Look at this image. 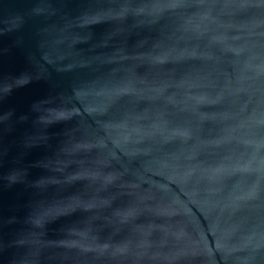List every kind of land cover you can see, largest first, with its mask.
Here are the masks:
<instances>
[{"label":"water","instance_id":"1","mask_svg":"<svg viewBox=\"0 0 264 264\" xmlns=\"http://www.w3.org/2000/svg\"><path fill=\"white\" fill-rule=\"evenodd\" d=\"M0 264H264V0H0Z\"/></svg>","mask_w":264,"mask_h":264}]
</instances>
